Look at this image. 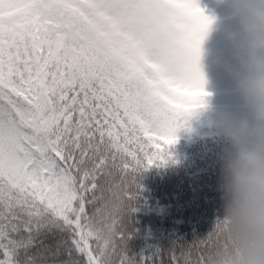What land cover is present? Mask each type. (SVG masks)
<instances>
[{"label": "snow or ice", "instance_id": "1", "mask_svg": "<svg viewBox=\"0 0 264 264\" xmlns=\"http://www.w3.org/2000/svg\"><path fill=\"white\" fill-rule=\"evenodd\" d=\"M200 0H0V264H207L132 252L141 174L207 107Z\"/></svg>", "mask_w": 264, "mask_h": 264}, {"label": "clouds", "instance_id": "2", "mask_svg": "<svg viewBox=\"0 0 264 264\" xmlns=\"http://www.w3.org/2000/svg\"><path fill=\"white\" fill-rule=\"evenodd\" d=\"M226 4L229 22L220 30L231 58L220 57L218 63L234 82L243 109L225 108L217 118L225 141L218 190L227 228L207 264H264V0Z\"/></svg>", "mask_w": 264, "mask_h": 264}, {"label": "trees", "instance_id": "3", "mask_svg": "<svg viewBox=\"0 0 264 264\" xmlns=\"http://www.w3.org/2000/svg\"><path fill=\"white\" fill-rule=\"evenodd\" d=\"M207 107L190 120L172 146L173 158L144 171L143 185L130 219L134 232L132 252H150L154 247L190 245L202 239L223 217L219 154L225 141L219 135L217 118L225 108L242 110L238 93L206 98Z\"/></svg>", "mask_w": 264, "mask_h": 264}, {"label": "rangeland", "instance_id": "4", "mask_svg": "<svg viewBox=\"0 0 264 264\" xmlns=\"http://www.w3.org/2000/svg\"><path fill=\"white\" fill-rule=\"evenodd\" d=\"M225 1L200 0L201 7L207 14L219 17L217 30L212 31L203 43L201 64L207 77V90L211 93L207 98L236 92L234 82L218 63L220 57L231 58L230 45L220 30V27L229 22V10Z\"/></svg>", "mask_w": 264, "mask_h": 264}]
</instances>
